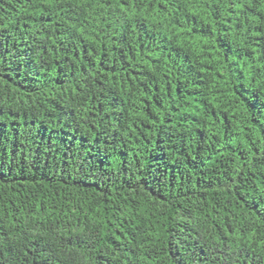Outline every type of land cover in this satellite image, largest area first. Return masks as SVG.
<instances>
[{
    "label": "trees",
    "instance_id": "1",
    "mask_svg": "<svg viewBox=\"0 0 264 264\" xmlns=\"http://www.w3.org/2000/svg\"><path fill=\"white\" fill-rule=\"evenodd\" d=\"M0 264H264V0H0Z\"/></svg>",
    "mask_w": 264,
    "mask_h": 264
}]
</instances>
